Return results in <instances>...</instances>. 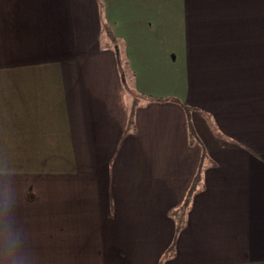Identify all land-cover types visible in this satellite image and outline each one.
<instances>
[{
	"label": "crops",
	"instance_id": "0c3cea01",
	"mask_svg": "<svg viewBox=\"0 0 264 264\" xmlns=\"http://www.w3.org/2000/svg\"><path fill=\"white\" fill-rule=\"evenodd\" d=\"M5 196L34 264H264V0H0Z\"/></svg>",
	"mask_w": 264,
	"mask_h": 264
},
{
	"label": "clouds",
	"instance_id": "9594fccd",
	"mask_svg": "<svg viewBox=\"0 0 264 264\" xmlns=\"http://www.w3.org/2000/svg\"><path fill=\"white\" fill-rule=\"evenodd\" d=\"M17 199L0 198V216L10 223L0 226V264H34L27 247L26 233L16 218Z\"/></svg>",
	"mask_w": 264,
	"mask_h": 264
},
{
	"label": "trees",
	"instance_id": "16d2710c",
	"mask_svg": "<svg viewBox=\"0 0 264 264\" xmlns=\"http://www.w3.org/2000/svg\"><path fill=\"white\" fill-rule=\"evenodd\" d=\"M103 28H104V30H105L106 35L109 37L110 41H111L112 43H116V41H115V37H114L113 34L111 33L109 27H108L106 24H103ZM119 63H120L121 72H122V71H123V67H122V66H124V61L122 60V58H120ZM194 186H195V183H193V187H194ZM192 190H193V188H191V189L189 190V193L186 195V197H185V201H184L183 204H182V206H183L182 208H185L186 205L188 204V199H189L190 191H192Z\"/></svg>",
	"mask_w": 264,
	"mask_h": 264
},
{
	"label": "rangeland",
	"instance_id": "374dc122",
	"mask_svg": "<svg viewBox=\"0 0 264 264\" xmlns=\"http://www.w3.org/2000/svg\"><path fill=\"white\" fill-rule=\"evenodd\" d=\"M177 211V209H175V211L174 212H176Z\"/></svg>",
	"mask_w": 264,
	"mask_h": 264
}]
</instances>
